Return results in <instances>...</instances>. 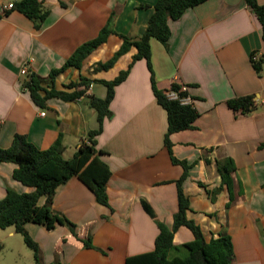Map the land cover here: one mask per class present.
Wrapping results in <instances>:
<instances>
[{
	"label": "crops",
	"instance_id": "crops-1",
	"mask_svg": "<svg viewBox=\"0 0 264 264\" xmlns=\"http://www.w3.org/2000/svg\"><path fill=\"white\" fill-rule=\"evenodd\" d=\"M18 1L0 0V148L10 149L16 135L41 151L59 140L68 160L89 133L100 128L88 96L105 99L107 88L93 83L86 96L50 99L48 108L41 109L24 89L21 70L28 64L49 88L51 71L62 68L78 48L110 25L116 34L82 69L58 75L55 89L71 93L67 86L81 78L114 80L131 64L136 49L109 71L94 69L113 57L122 45L120 36L139 39L145 34L159 0H41L48 16L40 29L23 14L5 10ZM258 3L264 5V0ZM169 26L166 46L151 39L153 74L146 60L133 65L116 87L112 116L104 120L96 139L97 149L104 152L100 157L112 172L109 207L97 203L73 178L57 189L52 210L77 225V237L63 226L48 231L26 225L44 264H126L129 257L153 252L158 222L172 228L179 212L177 181L185 170L172 157L191 166L183 183L190 203L187 218L205 239L229 236L232 264H264V64L258 74L251 62L253 54L264 59L261 23L245 0H209ZM153 75L159 90L173 84L186 88L198 113L193 129L170 137L172 156L165 147L167 113L155 98ZM246 96L253 97L255 105L249 114L229 107L230 101ZM226 159L236 167L230 189L218 173V162ZM15 168L12 163L0 165V200L8 188L20 194L32 191L13 179ZM45 202L41 198L39 205ZM89 239L93 248L84 245ZM192 240L186 227L174 235L176 246Z\"/></svg>",
	"mask_w": 264,
	"mask_h": 264
},
{
	"label": "trees",
	"instance_id": "trees-1",
	"mask_svg": "<svg viewBox=\"0 0 264 264\" xmlns=\"http://www.w3.org/2000/svg\"><path fill=\"white\" fill-rule=\"evenodd\" d=\"M209 0H159L154 7L145 34L134 39L120 36L122 45L114 53L113 57L105 63H98L95 72L109 71L121 57L136 49L131 64L121 71L114 80H90L81 78L77 83H71L67 89L71 93L55 89V79L69 68L82 69L84 61L96 50L104 45L108 38L116 34L110 25L105 27L99 36L76 50L60 69H54L50 73L49 88L43 86V80L35 74L26 75L23 87L29 91L33 102L41 109L48 108L50 99L77 100L87 95L91 84L100 83L107 88L105 99L88 96L90 106L96 110L100 128L91 131L86 140L82 142L77 152L71 159L63 158V146L57 141L48 150L41 151L28 141L25 136L16 135L10 149L0 148V165L12 163L16 166L13 179L22 185L31 188L29 193H17L8 188L6 197L0 200V229L14 227L21 234L25 244L34 253V264H44L39 244L34 241L26 229L27 224H36L52 231L58 226L67 227L77 237V225L65 215L53 213V203L57 189L67 184L71 179L77 178L95 196L97 203L109 207L107 186L112 177L109 166L101 159L103 151L97 149V137L102 133V125L106 118L112 116L110 106L115 98L116 87L123 83L129 76L133 65L139 60H146L149 70L151 66V39H157L163 45H167L171 37L170 21L179 20L188 9L197 7ZM247 6L256 15L262 26V38L264 41V5L258 0H245ZM14 11H17L35 23L36 29H40L45 22L48 11L43 7L41 0H20L15 3ZM251 62L258 74H261L264 64L263 58H256L253 54ZM153 91L158 104L166 111L168 118V130L165 135V147L172 156V143L170 137L175 134L194 128L198 113L193 104L183 105L179 100H171L167 93L176 92L180 98L194 100L188 92H182L179 84H173L169 90L162 91L157 88L154 75L152 77ZM229 107L234 111L249 114L254 108L253 97L246 96L230 101ZM175 164L183 166L185 172L177 181L178 187V214L175 217L172 228L158 222L159 235L155 242V250L150 253L129 257L126 264H232L234 257L233 243L229 236L220 235L218 238L207 241L201 228L187 218L190 210L189 199L183 191V183L188 178L190 165L184 161H178L174 157ZM218 173L224 185L229 189L232 185L231 174L236 171L233 160L226 159L218 162ZM46 198L44 205H39V200ZM145 210L151 218L156 219L152 209L144 203ZM186 227L193 234V240L176 246L174 235L181 228ZM87 248H93L92 241H84ZM177 255L171 257V253ZM185 253V255H181ZM52 264H63L59 261Z\"/></svg>",
	"mask_w": 264,
	"mask_h": 264
},
{
	"label": "rangeland",
	"instance_id": "rangeland-1",
	"mask_svg": "<svg viewBox=\"0 0 264 264\" xmlns=\"http://www.w3.org/2000/svg\"><path fill=\"white\" fill-rule=\"evenodd\" d=\"M177 255L171 253V257ZM182 256L185 253L182 252ZM0 264H34V253L14 227L0 229Z\"/></svg>",
	"mask_w": 264,
	"mask_h": 264
},
{
	"label": "built area",
	"instance_id": "built-area-1",
	"mask_svg": "<svg viewBox=\"0 0 264 264\" xmlns=\"http://www.w3.org/2000/svg\"><path fill=\"white\" fill-rule=\"evenodd\" d=\"M14 6H15V4H8L7 6H5L4 8H5V10H7V11H10V10H13L14 9ZM31 73V71H30V69H29V66H28V64L21 70V74L22 75H24V76H26V75H28V74H30ZM186 88H182V92H186ZM167 97L169 98V99H171V100H179L180 102H181V104H183V105H189V104H192V100L190 99V98H188V97H186V98H180L179 97V95H178V93H176V92H169V93H167ZM42 116H45L46 115V113L45 112H43L42 114H41Z\"/></svg>",
	"mask_w": 264,
	"mask_h": 264
}]
</instances>
